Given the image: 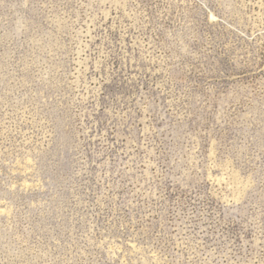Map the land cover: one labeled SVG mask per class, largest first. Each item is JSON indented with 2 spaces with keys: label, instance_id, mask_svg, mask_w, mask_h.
Here are the masks:
<instances>
[{
  "label": "rangeland",
  "instance_id": "1",
  "mask_svg": "<svg viewBox=\"0 0 264 264\" xmlns=\"http://www.w3.org/2000/svg\"><path fill=\"white\" fill-rule=\"evenodd\" d=\"M0 264H264V0H0Z\"/></svg>",
  "mask_w": 264,
  "mask_h": 264
}]
</instances>
